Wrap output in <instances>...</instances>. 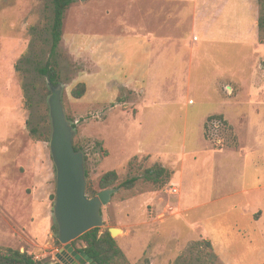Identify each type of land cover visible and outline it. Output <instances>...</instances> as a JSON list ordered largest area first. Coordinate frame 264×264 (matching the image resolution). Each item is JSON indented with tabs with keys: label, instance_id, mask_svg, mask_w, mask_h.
<instances>
[{
	"label": "rangeland",
	"instance_id": "rangeland-1",
	"mask_svg": "<svg viewBox=\"0 0 264 264\" xmlns=\"http://www.w3.org/2000/svg\"><path fill=\"white\" fill-rule=\"evenodd\" d=\"M52 17L50 0H0V143L17 122L49 141L38 70L53 60L86 185L98 193L104 174L117 175L99 229L120 231L128 264H264V0H76L51 57ZM111 31L137 38L123 69L137 71L135 84L112 98ZM78 83L87 89L76 100ZM156 166L170 174L164 186L146 174ZM54 175L52 164L50 208L20 226L0 218V249L61 264Z\"/></svg>",
	"mask_w": 264,
	"mask_h": 264
},
{
	"label": "water",
	"instance_id": "water-1",
	"mask_svg": "<svg viewBox=\"0 0 264 264\" xmlns=\"http://www.w3.org/2000/svg\"><path fill=\"white\" fill-rule=\"evenodd\" d=\"M46 84L50 91L47 98L50 119L48 150L55 170L51 216L57 229V241L63 246L56 258L61 264H96L85 252L78 253L71 243L103 226L101 208L110 202L117 189L103 190L92 198L87 197L84 155L73 149L75 131L63 109V86L60 83L53 85L48 79ZM108 233L115 239L120 231L109 228Z\"/></svg>",
	"mask_w": 264,
	"mask_h": 264
},
{
	"label": "crops",
	"instance_id": "crops-1",
	"mask_svg": "<svg viewBox=\"0 0 264 264\" xmlns=\"http://www.w3.org/2000/svg\"><path fill=\"white\" fill-rule=\"evenodd\" d=\"M130 34L127 32L117 35L111 31V98L115 95V86L127 82L135 84L133 76L137 71L130 76L123 71L131 63L126 52L128 43L137 39H128ZM139 42L147 45V36ZM146 49L147 47L143 50L146 52ZM141 50L142 44L139 52ZM133 65L137 69L142 64L134 62ZM147 65L148 60L143 66L146 68ZM26 127L23 128L18 122L7 126V133L0 143V218L5 221L11 219L18 226L20 222L25 221L27 224L35 218L37 206L44 210L50 208L52 195V162L49 151L42 141L28 137Z\"/></svg>",
	"mask_w": 264,
	"mask_h": 264
},
{
	"label": "trees",
	"instance_id": "trees-1",
	"mask_svg": "<svg viewBox=\"0 0 264 264\" xmlns=\"http://www.w3.org/2000/svg\"><path fill=\"white\" fill-rule=\"evenodd\" d=\"M52 4V23L50 27V56L52 57L56 53L61 39L63 31V21L65 17V12L68 10L71 4L76 0H50ZM264 66V63H263ZM39 74L48 79L53 85L58 83V70L57 65L53 60H48L46 64L38 70ZM86 84L78 83L76 84L70 92L73 99H81L86 92ZM211 123L217 122L223 125L222 118L220 116H214L208 119ZM225 123V122H224ZM74 128V126H73ZM29 136L32 140L48 142L47 135H41L38 128H32L29 131ZM74 151L81 150L79 146L73 143ZM146 174L152 177V182L160 183V186H164L170 178V174L162 167L156 166L153 169L147 170ZM117 181V175L114 171L104 174L99 182L98 188L100 191L107 189H114L115 183ZM136 183V179L132 178L126 180L122 183L121 187L125 189H131ZM85 193L88 198L94 197L97 192L90 186L86 185ZM75 241H79L82 247L78 248V252H85L96 264H128L123 253L117 247L114 239H112L108 233V230L100 232L99 228L90 230L89 232L83 234ZM73 241L72 243H74ZM209 247V244L206 243ZM0 264H40L32 256L25 252H20L18 250H12L9 248L0 249Z\"/></svg>",
	"mask_w": 264,
	"mask_h": 264
},
{
	"label": "flooded vegetation",
	"instance_id": "flooded-vegetation-1",
	"mask_svg": "<svg viewBox=\"0 0 264 264\" xmlns=\"http://www.w3.org/2000/svg\"><path fill=\"white\" fill-rule=\"evenodd\" d=\"M75 249V248H74ZM77 250V249H76ZM78 253H81V252H78Z\"/></svg>",
	"mask_w": 264,
	"mask_h": 264
}]
</instances>
